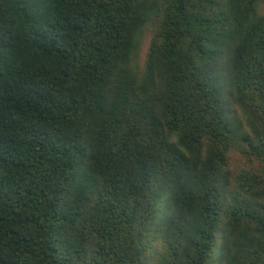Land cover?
<instances>
[{
    "label": "trees",
    "instance_id": "16d2710c",
    "mask_svg": "<svg viewBox=\"0 0 264 264\" xmlns=\"http://www.w3.org/2000/svg\"><path fill=\"white\" fill-rule=\"evenodd\" d=\"M0 264H264V0H0Z\"/></svg>",
    "mask_w": 264,
    "mask_h": 264
},
{
    "label": "rangeland",
    "instance_id": "374dc122",
    "mask_svg": "<svg viewBox=\"0 0 264 264\" xmlns=\"http://www.w3.org/2000/svg\"><path fill=\"white\" fill-rule=\"evenodd\" d=\"M152 29H153V26L148 25L144 30V35H143V38L141 40V45H140V49H139V53H138V59H137V63H138L139 68L142 67V63L145 60V55H146V51L148 48L149 40H150V37L152 35Z\"/></svg>",
    "mask_w": 264,
    "mask_h": 264
}]
</instances>
